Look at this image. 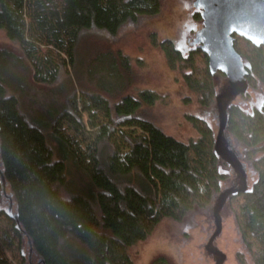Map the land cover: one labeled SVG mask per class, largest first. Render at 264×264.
<instances>
[{
  "label": "trees",
  "instance_id": "16d2710c",
  "mask_svg": "<svg viewBox=\"0 0 264 264\" xmlns=\"http://www.w3.org/2000/svg\"><path fill=\"white\" fill-rule=\"evenodd\" d=\"M160 12L161 0H0V32L10 42L0 45V171L17 219L3 211L10 223L0 227L3 250L18 253L25 238L45 264H136L130 250L164 218L181 221L221 198L231 176L213 127L184 114L197 137L181 141L166 133L146 109L162 95L129 91L130 56L95 55L86 70L94 91L72 78L84 30L115 35L126 22L138 26ZM194 18L202 22L198 11ZM233 38L247 85L264 91V46ZM150 42L200 106L216 104L215 75L199 45L183 53L156 32ZM224 125L256 175L245 191L227 197L244 247L236 259L264 264V104L251 111L229 104ZM2 185L0 177V200ZM0 264L14 263L0 251ZM150 264L174 263L160 254Z\"/></svg>",
  "mask_w": 264,
  "mask_h": 264
},
{
  "label": "rangeland",
  "instance_id": "374dc122",
  "mask_svg": "<svg viewBox=\"0 0 264 264\" xmlns=\"http://www.w3.org/2000/svg\"><path fill=\"white\" fill-rule=\"evenodd\" d=\"M195 0H161L162 12L156 18L141 22L136 26L126 22L121 26L118 33L110 35L102 29L90 28L84 30L77 43L78 66L72 71L73 81L76 87L90 91L96 90L95 84L88 78L87 69L91 59L95 55H101L106 51L121 50L132 59V94H138L142 89H150L162 95L151 110L156 122L166 133L181 141L197 137L195 129L185 121L184 114H193L208 121L218 136L222 123V114L216 104L210 108H204L196 101L195 94L188 89L180 75L171 70L162 51L150 42V33L156 32L159 39H171L178 49L186 53L193 46L195 33L202 27V22L194 18ZM0 45L9 46L10 42L0 32ZM103 64V62H102ZM98 66L100 63L97 64ZM120 84L121 78L116 80ZM108 80L105 84H108ZM215 89L217 96L220 95V105L226 107L235 103L246 111L264 104V91L260 88L254 90L247 85L246 95L229 97L233 91L227 79L221 74H216ZM122 85V84H121ZM261 87V86H260ZM123 88V87H122ZM38 91V89H37ZM38 91V96H47L46 90ZM128 93V92H127ZM216 96V97H217ZM58 100V96L54 95ZM85 122L87 116H84ZM89 130V128L87 127ZM149 143H152L150 135H147ZM151 159L154 157L152 148H149ZM218 151L226 162V169L230 173V180L222 183V192L225 190L242 187L243 174L247 187L253 183L256 175L248 162L244 159L242 146L227 132L225 125L221 131ZM243 173V174H242ZM157 186L159 181L155 179ZM227 197L219 211L221 231L211 243V249L221 250L226 256L222 264H239L236 253L243 251L237 226L233 214L228 206ZM207 210H195L181 221H173L164 218L155 228L154 232L145 240L138 242L130 253L136 264H150L151 260L160 254L170 258L174 264H214V257L206 250V244L216 231L214 213L221 202V198ZM0 227L3 230L10 228L7 217L3 214L15 213V203L11 199L10 191L6 186L4 197L0 200ZM126 220L135 225V220L125 216ZM4 234V231H2ZM4 236V235H2ZM5 256L14 264H18L20 258L23 264H42L40 257L30 247L27 239L21 240L18 253L0 247Z\"/></svg>",
  "mask_w": 264,
  "mask_h": 264
},
{
  "label": "water",
  "instance_id": "95a60500",
  "mask_svg": "<svg viewBox=\"0 0 264 264\" xmlns=\"http://www.w3.org/2000/svg\"><path fill=\"white\" fill-rule=\"evenodd\" d=\"M193 5L202 20V27L195 33L193 44L199 45L208 56L211 75L214 76L220 72L226 77L233 88L229 97L244 94L247 89V71L241 56L234 48L233 35L243 37L256 47L264 46V0H195ZM220 98V95L216 98L222 114V123L215 143L216 150H218L220 134L225 124V114L220 105ZM0 177L4 190L5 182L1 171ZM246 189L243 174L242 187L222 192L221 202L214 213L216 231L206 244V250H210L212 241L221 231L219 211L225 202L226 195ZM9 214L17 220L15 215ZM29 244L31 247L30 242ZM221 256L224 258L223 254ZM41 263L45 264L43 261Z\"/></svg>",
  "mask_w": 264,
  "mask_h": 264
},
{
  "label": "flooded vegetation",
  "instance_id": "af4514ba",
  "mask_svg": "<svg viewBox=\"0 0 264 264\" xmlns=\"http://www.w3.org/2000/svg\"><path fill=\"white\" fill-rule=\"evenodd\" d=\"M207 251L214 257V259H215L214 264H222L226 259V257H225L226 255L224 253H222L221 250H218L215 248L211 249V247H210V250H207ZM221 253L224 255V258H222Z\"/></svg>",
  "mask_w": 264,
  "mask_h": 264
}]
</instances>
